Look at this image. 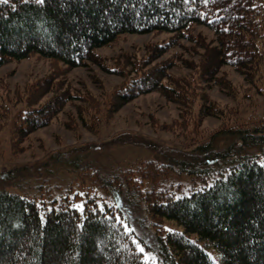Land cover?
<instances>
[{"label": "trees", "instance_id": "obj_1", "mask_svg": "<svg viewBox=\"0 0 264 264\" xmlns=\"http://www.w3.org/2000/svg\"><path fill=\"white\" fill-rule=\"evenodd\" d=\"M127 34L168 37L149 43L141 57L126 54L117 61L110 71L124 81L107 98L80 96V117L88 127L97 129L103 114L109 117L133 97L153 90L182 105L183 114H193L198 97L199 121L211 110L214 115L220 111L206 104L204 91L211 83L230 86L226 77L218 76L224 66L242 72L249 85L264 75V0H0V68L33 55L69 68L89 62L104 67L97 49ZM184 42L190 44L185 49L191 56L181 66L191 74L171 78V68L183 57H163ZM48 81L28 89L13 135L26 136L49 124L72 99L69 91L58 93V85ZM51 86L53 96L39 104ZM0 106L11 111L3 102ZM185 121L173 125L184 127ZM230 123L237 122L228 118L223 133L239 138L243 146L264 149V121L248 127ZM212 142L201 149L210 150ZM261 155L219 161L217 167L206 166L207 161L188 167L144 160L110 173L85 170L76 184L57 185L46 193L39 189L40 195L32 197L0 190V264H146L139 243L155 255L157 264H264ZM211 156L216 161L230 155ZM173 175H186L190 181ZM132 197L144 204L154 244L143 241L130 224L121 201ZM169 220L184 230H168ZM208 248L216 251L219 262Z\"/></svg>", "mask_w": 264, "mask_h": 264}, {"label": "rangeland", "instance_id": "obj_2", "mask_svg": "<svg viewBox=\"0 0 264 264\" xmlns=\"http://www.w3.org/2000/svg\"><path fill=\"white\" fill-rule=\"evenodd\" d=\"M200 29L214 38L205 27ZM166 37L167 34L123 35L113 44L97 49L104 59V67L89 62L86 66L69 68L40 55L3 65L0 68V103L11 107V111L6 113L0 106V190L19 191L32 197L37 193L40 195L39 189L46 193L57 185L76 184L77 176L85 170L110 173L111 169L135 166L144 160L188 167L207 161L206 166L217 167L219 161L231 163L245 154L263 153V148L243 146L239 138L221 131L228 118L237 122L230 125L246 127L264 121V75L256 84L249 85L244 74L230 65L224 66L218 75L226 77L230 86L211 83L204 91L208 95L206 104L220 108L217 115L211 110L206 113L211 115L198 121V97L193 102V114L186 110L183 114L182 105L170 101L159 90H153L133 97L109 117L103 114L97 129L85 124L80 117L84 104L80 96L107 98L124 81V76L110 71L117 66V61H123L126 54L130 59L141 57L149 43L160 42ZM183 44L163 57L175 54L183 57L171 68V78L191 74L188 68L181 66L182 60L191 56L185 49V45L190 44ZM48 79L58 85V93L67 90L69 96L73 95L72 99L60 106L61 111L49 124L26 136L16 132L13 135V123L25 106L28 89L33 83H48ZM53 94L51 86L39 104ZM183 120H186L184 127L173 125ZM211 140L210 150L201 149ZM211 152H227L230 156L213 161ZM260 160L264 163L263 155ZM173 177L186 183L190 181L186 175ZM183 181L180 182L184 185ZM202 184L198 183L199 186ZM121 203L135 232L143 241L154 244V230L144 204L133 197ZM165 226L168 230H184L173 220L166 221ZM139 246L144 248L146 264H157L155 255L141 243ZM208 252L219 262L214 249L208 248Z\"/></svg>", "mask_w": 264, "mask_h": 264}, {"label": "snow or ice", "instance_id": "obj_3", "mask_svg": "<svg viewBox=\"0 0 264 264\" xmlns=\"http://www.w3.org/2000/svg\"><path fill=\"white\" fill-rule=\"evenodd\" d=\"M41 2H42V0H41ZM206 2H207V0H206ZM73 207H80L82 209V205L81 206L73 205ZM138 249H139V251L144 252V248L139 246V245H138Z\"/></svg>", "mask_w": 264, "mask_h": 264}]
</instances>
